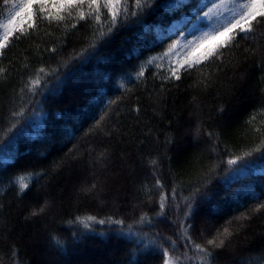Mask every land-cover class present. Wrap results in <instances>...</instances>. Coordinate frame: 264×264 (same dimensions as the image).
I'll return each instance as SVG.
<instances>
[{
  "label": "trees",
  "instance_id": "obj_1",
  "mask_svg": "<svg viewBox=\"0 0 264 264\" xmlns=\"http://www.w3.org/2000/svg\"><path fill=\"white\" fill-rule=\"evenodd\" d=\"M217 3L148 0L110 33L102 15L75 28L40 20L28 36L10 37L0 56V264H164L127 226L164 247L175 241L179 255L181 223L206 246L230 228L225 246L211 249L213 264L264 262V209L255 211L264 154L227 163L260 144L255 128L264 132V25L168 79L187 43L222 22L204 17ZM10 7L0 0V22ZM20 176L29 178L23 193ZM142 215L152 223L138 225ZM87 216L124 225L85 228Z\"/></svg>",
  "mask_w": 264,
  "mask_h": 264
},
{
  "label": "snow or ice",
  "instance_id": "obj_2",
  "mask_svg": "<svg viewBox=\"0 0 264 264\" xmlns=\"http://www.w3.org/2000/svg\"><path fill=\"white\" fill-rule=\"evenodd\" d=\"M147 3L148 0H134V4L130 8L129 0H3L4 5H11V7L8 10L7 22H0V56L3 55V50L8 46L10 37L15 35L16 39H20L21 36H28L30 31L34 32L37 30L40 20H47L50 24L53 22L59 24L71 19L75 21L71 24V27L75 28L79 21L89 19L100 21L103 15L108 23L107 32L110 33L121 19H127L129 15L136 16L137 10L142 11ZM204 17L215 18L217 21L223 18V20L218 27H213L210 31L202 33L196 40L187 43L183 59L177 60L175 66L170 65V76L168 79L175 78L179 80L181 70L188 71L198 67L205 61L214 62L215 59L224 55V50L238 46V39L252 38L257 27L264 25V0H219V3L214 4L213 8L204 12ZM99 31L101 35H104L103 28L99 29ZM17 33L19 35H16ZM261 55L264 56V52ZM148 63H153V61ZM3 71V69H0V74ZM39 73H45V69L40 68ZM39 73L34 80L29 82L30 87L26 85V87H29V91H33L41 83ZM143 75L144 72L141 69L137 76ZM15 115H22V113H16ZM261 115H264V110H262ZM256 119V115H253L248 123L252 124ZM261 124L264 125V120L261 121ZM255 131L261 135L260 144L253 148L252 151L245 152L235 159H229L227 163L230 168L245 158L252 156L253 152L264 154V132L261 131V128H255ZM155 163L153 160L152 164L155 165ZM28 180L29 178L25 176L17 177L16 182L21 193L27 189ZM156 184L162 189L163 186L159 180H157ZM95 187V184H93L92 188ZM174 193L175 189H173V199H175ZM167 202V195L162 193L158 215H163ZM191 208L192 205L189 198L185 212L186 218L191 215ZM261 209H264V204L258 205L255 211L259 212ZM40 211H43V209ZM32 214L36 215L38 213L33 212ZM242 218L247 219L246 216ZM80 222L85 228H89V222L100 224L111 222L121 226L124 225L123 220L111 221L110 218L109 220H97L95 216H87ZM145 223L151 224L152 221L146 215H142L137 224L143 225ZM133 227V225L127 226V234L134 237L137 242H142L146 239L147 247H158L164 257V264H189V262H194V264H213L214 257L211 249L223 248L228 238L232 235L230 228L225 227L216 237L208 240L206 246L191 239L188 231L191 227L190 224L185 226L181 223L182 235L186 241L184 245L186 251L176 255L174 254L176 252L175 241H171L169 247H164L158 244L154 238L145 237L142 233L133 231ZM53 239L58 246H62V242L58 238L54 237ZM189 251L193 255H189Z\"/></svg>",
  "mask_w": 264,
  "mask_h": 264
}]
</instances>
